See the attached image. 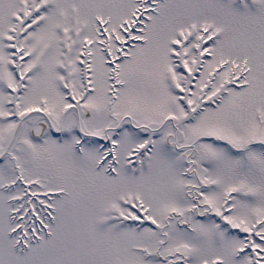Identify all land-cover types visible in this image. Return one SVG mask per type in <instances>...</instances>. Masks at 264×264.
<instances>
[{
  "label": "snow or ice",
  "instance_id": "obj_1",
  "mask_svg": "<svg viewBox=\"0 0 264 264\" xmlns=\"http://www.w3.org/2000/svg\"><path fill=\"white\" fill-rule=\"evenodd\" d=\"M0 264H264V0H0Z\"/></svg>",
  "mask_w": 264,
  "mask_h": 264
}]
</instances>
